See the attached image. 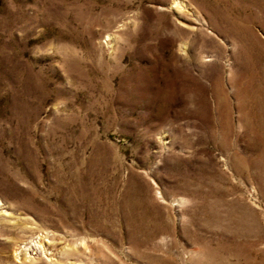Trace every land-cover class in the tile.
<instances>
[{"label": "rangeland", "instance_id": "rangeland-1", "mask_svg": "<svg viewBox=\"0 0 264 264\" xmlns=\"http://www.w3.org/2000/svg\"><path fill=\"white\" fill-rule=\"evenodd\" d=\"M0 264H264V0H0Z\"/></svg>", "mask_w": 264, "mask_h": 264}]
</instances>
